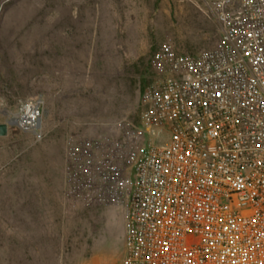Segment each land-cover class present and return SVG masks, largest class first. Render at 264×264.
Segmentation results:
<instances>
[{
    "label": "rangeland",
    "instance_id": "obj_1",
    "mask_svg": "<svg viewBox=\"0 0 264 264\" xmlns=\"http://www.w3.org/2000/svg\"><path fill=\"white\" fill-rule=\"evenodd\" d=\"M213 2L0 0V264L123 258L124 204L68 195V156L86 140L99 159L148 147L135 128L157 78L153 56L215 47ZM36 103L35 122L22 126Z\"/></svg>",
    "mask_w": 264,
    "mask_h": 264
},
{
    "label": "built area",
    "instance_id": "obj_2",
    "mask_svg": "<svg viewBox=\"0 0 264 264\" xmlns=\"http://www.w3.org/2000/svg\"><path fill=\"white\" fill-rule=\"evenodd\" d=\"M213 5L215 47L153 56L135 128L148 147L99 159L86 140L68 156V195L124 204L112 264H264V0Z\"/></svg>",
    "mask_w": 264,
    "mask_h": 264
},
{
    "label": "bare ground",
    "instance_id": "obj_3",
    "mask_svg": "<svg viewBox=\"0 0 264 264\" xmlns=\"http://www.w3.org/2000/svg\"><path fill=\"white\" fill-rule=\"evenodd\" d=\"M24 115V120H31L35 115V109L31 107H26Z\"/></svg>",
    "mask_w": 264,
    "mask_h": 264
},
{
    "label": "water",
    "instance_id": "obj_4",
    "mask_svg": "<svg viewBox=\"0 0 264 264\" xmlns=\"http://www.w3.org/2000/svg\"><path fill=\"white\" fill-rule=\"evenodd\" d=\"M7 135V124H0V137H4Z\"/></svg>",
    "mask_w": 264,
    "mask_h": 264
}]
</instances>
